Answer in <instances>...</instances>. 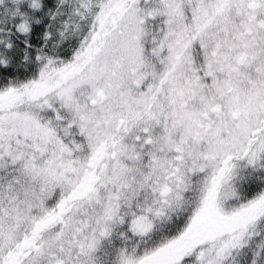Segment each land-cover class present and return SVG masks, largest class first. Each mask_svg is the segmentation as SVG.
Segmentation results:
<instances>
[{
	"label": "snow or ice",
	"instance_id": "1",
	"mask_svg": "<svg viewBox=\"0 0 264 264\" xmlns=\"http://www.w3.org/2000/svg\"><path fill=\"white\" fill-rule=\"evenodd\" d=\"M0 264H264V0H0Z\"/></svg>",
	"mask_w": 264,
	"mask_h": 264
}]
</instances>
